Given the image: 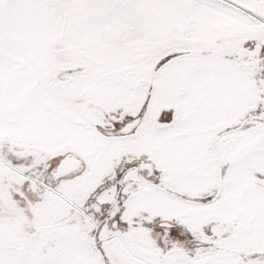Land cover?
<instances>
[{
    "label": "snow or ice",
    "instance_id": "obj_1",
    "mask_svg": "<svg viewBox=\"0 0 264 264\" xmlns=\"http://www.w3.org/2000/svg\"><path fill=\"white\" fill-rule=\"evenodd\" d=\"M0 264H264V0H0Z\"/></svg>",
    "mask_w": 264,
    "mask_h": 264
}]
</instances>
